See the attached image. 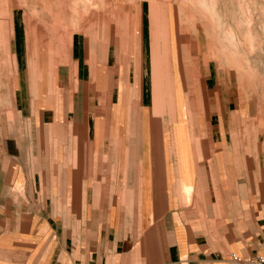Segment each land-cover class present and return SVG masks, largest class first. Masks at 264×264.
<instances>
[{"label":"crops","instance_id":"crops-1","mask_svg":"<svg viewBox=\"0 0 264 264\" xmlns=\"http://www.w3.org/2000/svg\"><path fill=\"white\" fill-rule=\"evenodd\" d=\"M107 40L93 47L76 32L64 62L37 74L11 41L0 264H241L233 254H264L257 152L241 134L250 104L231 77L197 65L178 38L162 42L152 22L128 42Z\"/></svg>","mask_w":264,"mask_h":264},{"label":"rangeland","instance_id":"rangeland-1","mask_svg":"<svg viewBox=\"0 0 264 264\" xmlns=\"http://www.w3.org/2000/svg\"><path fill=\"white\" fill-rule=\"evenodd\" d=\"M6 9L9 15L2 13ZM1 18V96L18 67L12 40L26 54L31 74H37L64 62L76 32L93 47L112 37L128 42L140 35L143 20L147 31L152 22V35L162 42L178 38L184 55L190 48L197 65L214 64L250 104L249 124L241 134L253 139L257 195L264 200V0H0Z\"/></svg>","mask_w":264,"mask_h":264},{"label":"built area","instance_id":"built-area-1","mask_svg":"<svg viewBox=\"0 0 264 264\" xmlns=\"http://www.w3.org/2000/svg\"><path fill=\"white\" fill-rule=\"evenodd\" d=\"M233 259L241 264H264V254H254L249 257H240L236 254L232 255Z\"/></svg>","mask_w":264,"mask_h":264}]
</instances>
